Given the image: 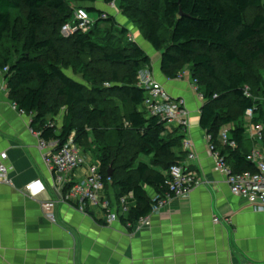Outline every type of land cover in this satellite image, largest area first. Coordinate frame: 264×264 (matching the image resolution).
<instances>
[{
	"label": "trees",
	"instance_id": "obj_1",
	"mask_svg": "<svg viewBox=\"0 0 264 264\" xmlns=\"http://www.w3.org/2000/svg\"><path fill=\"white\" fill-rule=\"evenodd\" d=\"M95 1L0 0V70L7 67L8 98L31 116L30 127L40 139L63 144L74 132L75 143L93 152L104 177L112 167L111 186L118 198L127 196L129 216L138 219L152 206L145 188L162 192L166 171L185 158L184 134L140 110L146 89L139 75L151 71L152 60L128 39L125 26L117 29L113 17L101 18L103 12L81 6L97 12L95 23L87 32L61 34L62 25L74 21L72 2ZM124 12L160 51L167 79L188 69L197 81L204 100L200 127L226 163L234 172L254 171L247 156L219 143L218 134L233 125L231 138L240 142L248 108L253 109L252 124L264 122V65L259 64L264 60V0H130ZM89 50L99 56L85 64ZM101 63L107 67L100 68ZM118 65L126 67L119 70ZM67 68L81 73L83 81L65 73ZM62 108L58 129L55 116ZM140 155L149 161L136 163Z\"/></svg>",
	"mask_w": 264,
	"mask_h": 264
},
{
	"label": "crops",
	"instance_id": "obj_2",
	"mask_svg": "<svg viewBox=\"0 0 264 264\" xmlns=\"http://www.w3.org/2000/svg\"><path fill=\"white\" fill-rule=\"evenodd\" d=\"M186 71L182 79H167L159 64L144 71V80L161 83L173 98L184 101L189 124L183 134L191 146L183 149L182 162L194 173L196 185L187 199L173 200L137 233L123 219L106 224L98 209L84 214L73 200L61 201L64 191L54 186L39 137L31 131V116L13 108L5 78L0 77V150L13 169V185L0 183V264H264V211L232 195L224 174L215 170L207 133L199 124L204 100H199ZM260 74L264 82V70ZM242 122L245 132L236 149L247 156L257 146L264 154L262 140L254 139L257 124L246 116ZM259 123L264 129V122ZM222 129L230 133L233 125ZM80 150L86 163L74 173L75 179L96 158L92 151ZM188 152L193 160H186ZM35 180L44 189L33 198L23 188ZM145 189L149 196L155 193ZM105 194L118 199L114 185H107ZM46 201L54 202L50 214L41 207Z\"/></svg>",
	"mask_w": 264,
	"mask_h": 264
},
{
	"label": "built area",
	"instance_id": "obj_3",
	"mask_svg": "<svg viewBox=\"0 0 264 264\" xmlns=\"http://www.w3.org/2000/svg\"><path fill=\"white\" fill-rule=\"evenodd\" d=\"M101 18H107L105 13ZM97 19V18H96ZM96 19L91 18L84 7H75L73 11V22L62 25L60 32L64 37L72 35L78 31L87 32L95 23ZM128 39L133 38L128 35ZM7 71V67L0 70V77ZM188 74L186 70L180 72L176 79H182ZM192 84L198 93L199 100H203V95L197 89V81L192 79ZM140 84L146 89V94L140 110L146 117L155 116L166 122L168 125L181 128L185 132L188 127V111L181 98H173L166 88L156 81L140 80ZM108 85V83H105ZM247 97L250 96L248 89L245 91ZM264 100V99H263ZM13 108H17L12 103ZM248 119L253 117V109L245 111ZM255 141L262 140L263 125H254ZM31 131L39 137L38 147L41 150L42 158L53 173L55 188H62L64 194L61 201L75 202L76 209L84 214H88L91 208L100 211L102 219L106 224L123 219L125 225L133 233H137L150 225L151 217L158 215L168 207L175 199H187L196 185V178L186 162L172 164L166 171L165 189L160 193H153L150 196L152 206L148 214L138 219L129 218L130 207L127 196H121L117 200H111L105 194V187L111 184L110 176L101 171L100 162L93 161L86 167V172L78 179L73 177L74 173L82 168L85 157L82 155L80 147L75 143V133L72 132L69 138L59 144L57 141L46 142L40 139V133ZM209 150L214 157V168L225 176V181L232 195L243 198L246 204L255 211H264V154L259 147H254L247 155V161L255 166L254 171L234 172L226 163L225 156L222 155L212 143V138L207 134ZM219 143L234 150L237 148L236 140L232 139L229 129H222L218 134ZM258 144V143H257ZM191 142L183 139L182 149L188 151ZM186 160L194 159V154L188 152ZM12 166L7 161L5 152L0 150V183L13 185L11 177ZM40 181L35 180L26 184L24 192L30 197H37L43 192ZM54 206L53 201L41 202V207L46 214H50V209ZM217 222V219H214Z\"/></svg>",
	"mask_w": 264,
	"mask_h": 264
},
{
	"label": "rangeland",
	"instance_id": "obj_4",
	"mask_svg": "<svg viewBox=\"0 0 264 264\" xmlns=\"http://www.w3.org/2000/svg\"><path fill=\"white\" fill-rule=\"evenodd\" d=\"M130 0H114L112 3H108L106 0H96L95 2L91 3V2H72L71 5L74 7H94L97 10H99L100 12L105 13L108 17L111 16L115 19L116 21V28H120L122 26H125V28L128 29V31H130L128 33V35H130L132 38L134 37L135 42L137 44L140 45V47L142 48V50L151 58L152 60V67L154 66V68H157V66L160 63V51L159 50H155L151 44L143 37L142 31L139 28V25L130 21L126 15V13L124 12V8L125 6L129 3ZM131 3H133V1H131ZM253 12H255V10H249V12L246 14V19H250V17L252 16ZM89 15L91 18L96 19L98 16L97 12H89ZM104 24H108V23H103L102 26H108V25H104ZM133 39V41H134ZM88 57L84 56L83 62L86 64L87 61H92L96 58H98V53L96 51H88ZM259 64L264 65V60H261ZM102 66L104 68H106L107 66L103 63L100 64V68H102ZM126 67V66H125ZM123 66H115V68L121 70L123 68H125ZM65 73H67L70 76L75 77V79L79 80V81H83L82 79V74L80 73H74L73 70H71L70 68L64 69ZM147 73L145 72H141L139 75V79L140 80H144L145 75ZM85 82V81H84ZM119 111L121 113L126 112L127 107L125 105L119 104ZM64 115H65V109H61L59 111V113L55 116L56 117V125L58 127V129L62 126L63 124V120H64ZM94 159V158H93ZM96 160V158L94 159ZM93 160V161H94ZM140 160L143 161H149V158L144 157L143 155H140L137 159H136V163Z\"/></svg>",
	"mask_w": 264,
	"mask_h": 264
},
{
	"label": "water",
	"instance_id": "obj_5",
	"mask_svg": "<svg viewBox=\"0 0 264 264\" xmlns=\"http://www.w3.org/2000/svg\"><path fill=\"white\" fill-rule=\"evenodd\" d=\"M180 15H183V13L180 11ZM113 169L111 166H109L108 170H107V174L108 176L112 175Z\"/></svg>",
	"mask_w": 264,
	"mask_h": 264
}]
</instances>
